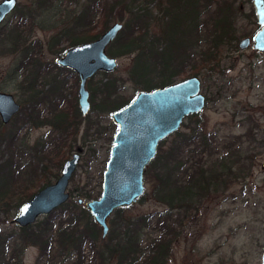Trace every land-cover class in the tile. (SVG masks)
I'll use <instances>...</instances> for the list:
<instances>
[{"label": "trees", "instance_id": "1", "mask_svg": "<svg viewBox=\"0 0 264 264\" xmlns=\"http://www.w3.org/2000/svg\"><path fill=\"white\" fill-rule=\"evenodd\" d=\"M237 2L164 0L161 9V0H84L73 18V26L65 30L61 37H65L68 47L90 41L107 27L116 5L127 13L121 29L106 47L110 56L133 54L126 68L125 79L107 78L99 81L94 88L89 87L91 78L86 81L93 104L96 96L94 107L102 112H112L132 99V96L127 97L123 93L126 82L130 84L133 94L139 90L164 87L200 73L201 68L205 70L210 49L212 58L218 59L223 45L230 43L235 34L232 19ZM35 4L43 6L41 11L46 12L52 0H35ZM34 11L32 8L22 13L18 11L13 14L17 19L15 22L0 25V54L18 52L20 55L21 62L14 66V73L25 67L23 61L31 60L25 38L30 27L24 29V25L28 22L32 24ZM98 15L99 28L93 30V21ZM118 20L121 21L120 16ZM181 35L193 36L198 42L199 64L195 67L190 62L189 50L184 44L180 45ZM32 62L28 63L32 65ZM101 73L105 77L108 74ZM73 81L77 82L76 75H73ZM19 85L30 92V80L27 78L19 80ZM70 95L72 103L67 108H57L58 103L55 102V110L44 116L37 115L34 121L31 120V112L35 104L28 101L30 112L25 115L24 122L35 127L51 125L60 138L58 144L50 143L52 146L49 148H46L48 144L43 146L37 143V149L30 155L29 161L32 162L26 163L29 166L26 171L27 177L30 175L28 179L15 181L20 167L24 166L25 156H22L24 154L18 145L14 127L8 132L0 131V222H5L31 196L33 192L27 189L28 185L40 188L57 176L65 158L62 147H69L64 140L66 136L73 140L80 122L74 91ZM64 97L63 92L57 93L58 100ZM194 115L187 116V131L179 132L177 129L158 143L154 158L143 170L147 181L155 183V198L165 206L164 209L156 214L122 218L120 211L123 208H116L113 211L116 217L107 223L105 237L99 238L98 225L92 221L88 211L77 203V199H94L100 192L85 190L74 198L73 188L68 189L69 198L63 204L40 216L39 221L36 219L30 225L18 227L20 234L0 231V264H9L10 259L21 264L20 256L28 245L39 248L37 261L50 257L70 260L71 264H84L83 251L87 249L91 256L87 264H165L170 247L188 222L190 212L197 210L198 204L209 194L224 188L233 179L245 177L255 159L253 138L234 139L226 142L229 145L223 143L217 148L214 135L198 126ZM89 126L87 123L84 135ZM106 138L109 140L111 137ZM166 139H169L167 144ZM146 174H150V178ZM145 229L155 233L149 236L150 232H144ZM99 240L102 246L97 244Z\"/></svg>", "mask_w": 264, "mask_h": 264}, {"label": "rangeland", "instance_id": "2", "mask_svg": "<svg viewBox=\"0 0 264 264\" xmlns=\"http://www.w3.org/2000/svg\"><path fill=\"white\" fill-rule=\"evenodd\" d=\"M16 1V6L0 25L15 22L17 19L13 14L18 11L22 13L28 8L35 10L32 24L28 22L24 25V29L30 27L25 38L30 49L31 60L23 61L25 67L19 68L14 73V66L21 62L19 53L0 54V91L10 93L19 104H28V101H32L36 104V110H40L43 116L52 111L55 102L58 103L57 108H67L72 103L70 92L74 91L76 97L77 82L73 81L75 73L68 68L57 66L54 59L68 47L67 40L61 37V33L73 26V18L79 12L84 0H52L46 12L41 11L43 6L36 5L35 0ZM163 6L164 0H161V9ZM234 10L236 13L239 12L235 23L240 30L239 36L242 37L243 32L247 35L253 33L257 24L253 15L252 0H238ZM119 16L121 21L118 20ZM127 16L120 5H116L112 9L107 26L115 21L123 24ZM99 20L98 15L93 21V30L99 28ZM54 37L57 39L52 40ZM56 40L57 43L54 42ZM220 55L222 57L223 54ZM115 58L117 59L116 69L108 73L106 77L101 72L95 73L91 77L90 88L98 86L99 81L107 78L125 79L126 68L133 54L115 56ZM222 60L221 63L225 65L224 70L220 74L215 70L213 79L209 80L207 72L201 70L203 71L201 76L205 82L203 81L200 92H206L209 98L199 112V117L204 121V131L214 133L217 148H220L223 143L229 145L226 142L234 139L253 138L252 148H254L255 159L245 177L233 179L224 188L209 194L198 204L197 210L190 212L188 222L170 247L165 264H261L264 250V167H262L264 163V55L254 53L252 47L244 49L239 62H230L232 65L230 69H228L229 62L225 61L226 58ZM28 62H32V65ZM22 78L30 80L32 100L28 97L29 93L20 88L19 80ZM85 87L89 93L88 82L85 83ZM62 92L66 97L58 100L57 93ZM123 93L132 98L136 94H133L128 82L125 83ZM95 98L94 95V104L89 98L90 111L87 114L89 119L79 115L80 122L75 138L71 140L66 136L64 141L69 143V147H62L65 149L64 159L68 158L73 151L79 150L80 153L72 180H69L67 186V190L73 188L74 198L85 190L93 189L100 192L101 175L109 154L111 138L116 129V125L110 119L111 111L102 112L101 109L94 107L96 106ZM29 112L30 108L27 105L25 111L14 114L8 123L0 125V131L8 132L11 127H14L13 130H16L20 144L28 147V150L36 140L43 146L51 141L52 145L54 142L58 144L60 138L50 126L35 127L28 122H22L24 113L26 115ZM87 123L90 126L84 135ZM188 124L189 119L186 117L178 131H187ZM107 136L111 138L108 140ZM19 141L17 140L18 143ZM168 141L169 139H166V144ZM29 159L30 154L22 164L24 167L20 169V174L15 181L30 177V175L27 177L26 172L29 168L26 164ZM146 176L150 178V174ZM55 178L51 181L53 182ZM143 178L145 191L142 198L123 208L120 211L122 218L156 214L164 209L165 206L155 198V183L147 181L145 174ZM27 189L34 193L38 188L36 185L34 187L28 185ZM16 212L7 217L5 222H0V231L20 234L16 224L11 222ZM115 217L116 213L112 212L107 223ZM40 218L38 217L37 220L39 221ZM144 232H150L149 236L155 233L154 231L152 233L150 229H145ZM98 236L100 238V228ZM97 244L102 246V241H97ZM83 253L84 264H87L91 259L90 252L85 249ZM38 255L39 248L36 245H28L20 256V263L71 264L70 260L50 257L37 261ZM9 264H16L15 259H10Z\"/></svg>", "mask_w": 264, "mask_h": 264}, {"label": "water", "instance_id": "3", "mask_svg": "<svg viewBox=\"0 0 264 264\" xmlns=\"http://www.w3.org/2000/svg\"><path fill=\"white\" fill-rule=\"evenodd\" d=\"M16 2L0 0V23L14 9ZM253 5L262 25L253 36V48L264 52V0H253ZM121 27L122 22L115 21L96 38L70 46L54 59L57 66L70 69L77 77L76 105L81 116L90 109L86 81L97 72L110 73L117 67V59L107 54L106 47ZM249 43L250 39L246 37L241 40L240 47ZM202 106L198 79L187 77L164 87L139 90L129 103L110 112L116 129L101 175L99 196L90 200L77 199L100 228L101 238L108 231L107 220L111 213L116 208L136 203L143 195V169L154 157L158 142L176 131L183 117L198 112ZM18 108L19 104L10 93L0 91L1 123H7ZM78 161V152L65 159L54 181L38 188L23 201L11 222L17 227L30 225L63 204L69 198L67 186ZM261 264H264V250Z\"/></svg>", "mask_w": 264, "mask_h": 264}, {"label": "flooded vegetation", "instance_id": "4", "mask_svg": "<svg viewBox=\"0 0 264 264\" xmlns=\"http://www.w3.org/2000/svg\"><path fill=\"white\" fill-rule=\"evenodd\" d=\"M252 4H253V0H252ZM240 9H241V7H240ZM239 12H237V13H235L234 14V16H233V19H232V22H233V27H234V30H235V34L233 35V38L231 39V41H230V43H228V44H224L223 45V50H222V54L224 55H222V57H219L218 59H213L212 58V49H210L211 50V54H208V56H207V61H206V64H207V67H205V70H204V68H201V69H199V72L200 73H197L196 75H190V76H187V77H196L197 79H198V81H199V93L202 95V97H203V106H202V108L204 107V105H205V103H206V101H208V94L206 93V92H204V93H201L200 92V88L202 87V84H204L203 83V81L205 82V80H204V78L201 76V74H202V72H201V70H203V71H206L207 72V77H208V79L210 80V79H213L214 78V72H215V70L220 74L223 70H224V67H225V65H224V63H221V62H223V58L225 59L226 58V60L225 61H228L229 62V67H228V69H230L231 68V63L230 62H239L240 61V57H242V50H244V49H247V48H249V47H252V49H253V51H254V53H256V54H262V55H264V52H262V51H257L256 49H254L253 48V44H254V42H253V36L255 35V33L262 27V25H260L259 24V22H258V18H257V15H256V12H255V8H254V5H253V15H254V17H255V19H256V24H257V28H256V30L253 32V33H251V34H248L247 35V33H242L243 34V36L242 37H240L239 35V32H240V30H238V28L236 27V25H235V23H236V15L238 14ZM62 33H64L63 31H62ZM61 33V34H62ZM246 37H248L249 39H250V43L246 46V47H243V48H241L240 47V42H241V40L242 39H244V38H246ZM65 38V37H64ZM179 42H180V45H185V48L186 49H188L189 50V53H190V62L191 63H194L193 64V67H195L196 66V64L198 65L199 63V60H198V57H197V47H198V42H197V40L195 41V39L193 38V36H189V37H187L186 35L185 36H183V35H181L180 36V38H179ZM68 48V47H67ZM66 49V48H65ZM64 49V50H65ZM63 50V51H64ZM63 53V52H62ZM60 56V55H59ZM221 56V55H220ZM58 57V56H57ZM223 64V65H222ZM191 65V64H190ZM253 65V64H252ZM186 77V78H187ZM182 79H184V78H182ZM182 79H179L178 81H180V80H182ZM211 84H213V82H211ZM28 92V91H27ZM29 94H28V97L32 100V98H33V95H32V93H30V92H28ZM137 93V92H136ZM89 94V93H88ZM15 100V99H14ZM131 101V100H130ZM129 101V102H130ZM17 102V101H16ZM128 102V103H129ZM18 104H19V102H17ZM75 103H76V97H75ZM90 103V102H89ZM35 104V103H34ZM33 104V105H34ZM28 104L27 103H25V104H19V108H18V110H17V112L16 113H21V112H23V110L25 111V108H26V106H27ZM126 105V104H125ZM124 105V106H125ZM35 106V108L33 109V112H31V120L32 121H34L35 120V118H36V116L37 115H43L42 114V112L40 111V110H36L37 108H36V104L34 105ZM123 107V106H122ZM55 108H56V106L54 105V108H52V111L53 110H55ZM76 108H77V105H76ZM121 108V107H120ZM202 108L198 111V112H195V113H191V114H195L194 116H193V119H196L197 121H198V126H200V127H203V129H204V121L199 117V112L202 110ZM77 110H78V108H77ZM37 111V112H36ZM51 111V112H52ZM89 111H90V109H89ZM79 112V111H78ZM15 113V114H16ZM48 113V112H47ZM88 114V113H87ZM86 114V115H87ZM191 114H189V115H191ZM14 115V114H13ZM79 115H80V113H79ZM85 115V116H86ZM81 116V115H80ZM85 116H81V117H85ZM188 115H186L185 117H183V119L181 120V122H180V124H179V127H180V125H181V123L183 122V120L187 117ZM25 114L23 115V118H22V122H24L23 120L25 119ZM10 121V120H9ZM8 121V122H9ZM7 122V123H8ZM1 124H3V123H1ZM6 124V123H5ZM44 125H47V124H43V126ZM31 126H33V125H31ZM40 126H42V125H40ZM47 126H50L51 127V130H53L54 131V129H53V127L51 126V125H47ZM78 126H79V124H78ZM37 127V126H36ZM178 127V128H179ZM77 130H78V128H77ZM77 130H76V133H77ZM15 133H16V130H15ZM76 133L74 134V136H73V138H75V136H76ZM210 133V132H209ZM210 134H214V133H210ZM16 135V138H17V134H15ZM17 140L19 141V139L17 138ZM160 142V141H159ZM158 142V143H159ZM37 143H38V140H36L33 144H31V146H30V150H28V147H24L23 145H21L20 144V141H19V146L21 147V149H22V153L24 154V155H22V156H25L24 157V161L27 159V156H28V152H29V154L32 156V154H33V152H35V149H37ZM50 143H52V141L51 142H49V144L47 145V147H50L51 145H50ZM157 146H158V144H157ZM46 147V148H47ZM156 151H157V147H156ZM74 152H78L79 153V150H76V151H73V152H71V154L72 153H74ZM71 154H70V156H71ZM155 154H156V152H155ZM69 156V157H70ZM155 156V155H154ZM68 157V158H69ZM79 158H80V153H79ZM154 158V157H153ZM152 158V159H153ZM67 159V158H66ZM65 160V159H64ZM63 160V161H64ZM62 161V162H63ZM32 161H29V163H31ZM149 163V162H148ZM147 163V164H148ZM62 164V163H61ZM30 165V164H29ZM24 166H21L20 167V169H22ZM60 167H61V165H60ZM59 170H60V168H59ZM144 170V169H143ZM59 174V173H58ZM58 176V175H57ZM56 176V177H57ZM143 180H144V178H143ZM52 182V181H51ZM44 186V185H43ZM33 194V193H32Z\"/></svg>", "mask_w": 264, "mask_h": 264}]
</instances>
